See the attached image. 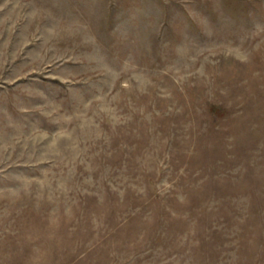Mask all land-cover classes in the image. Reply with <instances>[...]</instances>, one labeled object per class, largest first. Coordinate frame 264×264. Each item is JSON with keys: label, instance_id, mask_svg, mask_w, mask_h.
I'll use <instances>...</instances> for the list:
<instances>
[{"label": "rangeland", "instance_id": "obj_1", "mask_svg": "<svg viewBox=\"0 0 264 264\" xmlns=\"http://www.w3.org/2000/svg\"><path fill=\"white\" fill-rule=\"evenodd\" d=\"M0 264H264V0H0Z\"/></svg>", "mask_w": 264, "mask_h": 264}]
</instances>
